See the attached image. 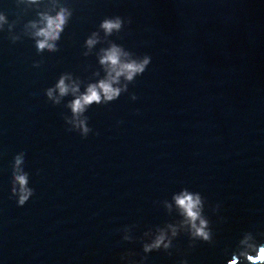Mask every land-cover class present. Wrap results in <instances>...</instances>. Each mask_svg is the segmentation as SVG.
<instances>
[{"label":"water","instance_id":"water-1","mask_svg":"<svg viewBox=\"0 0 264 264\" xmlns=\"http://www.w3.org/2000/svg\"><path fill=\"white\" fill-rule=\"evenodd\" d=\"M62 11L55 50L38 49ZM0 15V264H225L244 231L264 233V0H0ZM111 16L130 23L105 34ZM112 44L151 61L75 116ZM17 155L34 189L23 206ZM185 190L206 199L213 242L189 246ZM161 234L173 247L144 252Z\"/></svg>","mask_w":264,"mask_h":264},{"label":"clouds","instance_id":"clouds-1","mask_svg":"<svg viewBox=\"0 0 264 264\" xmlns=\"http://www.w3.org/2000/svg\"><path fill=\"white\" fill-rule=\"evenodd\" d=\"M3 19L4 17L0 15V21ZM125 22L130 23V19H122L120 16L106 17L101 21L100 28L104 30L105 34L110 35L114 31L117 33L121 31ZM65 23L66 18L63 11L54 18H47L45 27L36 33V35L43 38L37 42V48L55 50V44L49 43V41L59 38V32L63 30ZM93 36H95V33H93ZM85 43L90 48L96 43V40L88 38ZM150 61V56H135L133 53L123 51L122 47L116 44L104 49L103 55L100 57V63L107 66V78L100 80L96 84H89L86 91L71 102L69 106L73 114L78 116L84 112L86 106L93 103H108L117 99L121 93L128 90V85L145 71ZM120 77L124 78L125 83L114 86L119 84ZM56 88L59 90L60 95H65L69 90L63 77L57 82ZM75 90V87H73V91ZM47 95L49 97L52 96V89L47 90ZM130 95L131 99H136L134 93ZM87 119L85 117L75 125L82 137H86L92 131L86 122ZM14 161L12 179L10 181L11 195L15 197L18 206H23L34 194V189L29 187V174L19 168V165L22 164V155L15 156ZM174 199L184 217L181 223L186 225L187 235L190 240L189 246L191 247L197 240L213 242L210 221L204 214V201L206 199H202L200 193H193L187 190L182 191ZM218 208L219 204L213 206V212ZM172 234L173 236L177 235L175 229H173ZM257 235L264 236V233L254 234L253 231H244L237 241L236 247L230 252V258L226 259L225 264H264V239L257 240ZM172 247L171 241L165 240L164 235L161 234L151 244H145L143 250L144 252H149L153 249L160 250L163 248L168 250ZM180 264H187V261L182 260Z\"/></svg>","mask_w":264,"mask_h":264}]
</instances>
